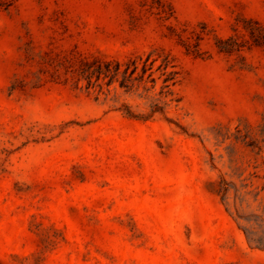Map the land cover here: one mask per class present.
<instances>
[{
    "label": "rangeland",
    "instance_id": "obj_1",
    "mask_svg": "<svg viewBox=\"0 0 264 264\" xmlns=\"http://www.w3.org/2000/svg\"><path fill=\"white\" fill-rule=\"evenodd\" d=\"M0 264H264V0H0Z\"/></svg>",
    "mask_w": 264,
    "mask_h": 264
}]
</instances>
